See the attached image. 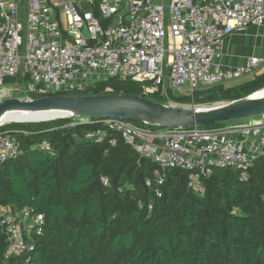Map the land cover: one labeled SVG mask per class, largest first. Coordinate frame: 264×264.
<instances>
[{"label":"built area","instance_id":"1","mask_svg":"<svg viewBox=\"0 0 264 264\" xmlns=\"http://www.w3.org/2000/svg\"><path fill=\"white\" fill-rule=\"evenodd\" d=\"M263 23L264 0H0V89L46 95L129 78L145 93L166 95L169 89L192 96L264 65V55L253 54L235 67L218 62L228 34ZM16 76L21 81L5 84L4 78ZM65 118L50 129L91 125L73 137L112 146L115 133L138 157L153 162L156 195L170 168L187 171V187L203 194V180L215 167L246 169L264 154V114L218 128L152 129L115 117ZM20 132L27 133L0 128V163L21 153ZM34 147L55 155L47 140ZM101 181L108 183L104 176ZM44 226L43 213L29 206L0 205L5 256L33 251V238Z\"/></svg>","mask_w":264,"mask_h":264},{"label":"trees","instance_id":"2","mask_svg":"<svg viewBox=\"0 0 264 264\" xmlns=\"http://www.w3.org/2000/svg\"><path fill=\"white\" fill-rule=\"evenodd\" d=\"M3 80L5 84L21 81L18 76ZM263 87L264 70L236 85L198 89L192 96L169 89L166 95L145 93L141 83L129 78H110L53 94L114 92L162 104H211L238 100ZM24 94L33 99L45 95ZM21 95L0 89V99ZM240 120L199 127L218 128ZM65 121L0 127L27 131L17 133L21 153L0 163V205L14 210L29 206L45 218L43 234L33 238L34 250L23 255L5 256L0 231V264H264V154L246 169L215 167L203 180V194L187 187V171L170 168L161 194L156 195L153 162L138 157L115 133L112 146L73 137L74 131L81 134L91 125L50 129ZM42 140L51 143L55 155L34 147Z\"/></svg>","mask_w":264,"mask_h":264},{"label":"water","instance_id":"3","mask_svg":"<svg viewBox=\"0 0 264 264\" xmlns=\"http://www.w3.org/2000/svg\"><path fill=\"white\" fill-rule=\"evenodd\" d=\"M263 89L264 87L238 100L219 101L209 106L191 105L189 107L162 104L142 96L114 92L80 95L46 94L34 99L11 96L0 100V126L3 125L6 114L21 111L55 114L52 119L47 120L67 116L115 117L162 128L193 127L263 115L264 93H257ZM47 120L10 121V123Z\"/></svg>","mask_w":264,"mask_h":264},{"label":"crops","instance_id":"4","mask_svg":"<svg viewBox=\"0 0 264 264\" xmlns=\"http://www.w3.org/2000/svg\"><path fill=\"white\" fill-rule=\"evenodd\" d=\"M221 51L222 55L218 62L227 67L242 64L248 55H264V23L259 26L249 25L244 31L228 34L222 44ZM232 81L223 85L228 86Z\"/></svg>","mask_w":264,"mask_h":264},{"label":"bare ground","instance_id":"5","mask_svg":"<svg viewBox=\"0 0 264 264\" xmlns=\"http://www.w3.org/2000/svg\"><path fill=\"white\" fill-rule=\"evenodd\" d=\"M257 93L263 94L264 89L261 91H258ZM54 116L55 114L40 113V112L27 113V112H21V111H14V112H9L8 114H6L3 125L8 122L10 123V121L47 120V119H52Z\"/></svg>","mask_w":264,"mask_h":264},{"label":"rangeland","instance_id":"6","mask_svg":"<svg viewBox=\"0 0 264 264\" xmlns=\"http://www.w3.org/2000/svg\"><path fill=\"white\" fill-rule=\"evenodd\" d=\"M60 21H61V23H63V21H64V17H63V15H60ZM65 24V22L63 23V25ZM264 70V65L260 68V69H258L256 72L258 73V72H260V71H263ZM254 75V74H253ZM253 75H245V76H242L241 78H238V79H235V80H233L231 83H230V85H235V84H237V83H240V82H243V81H246V80H248V79H250V78H252V76ZM22 95H21V98H26V94H24V93H22L21 91H19ZM18 92V93H19ZM172 92H174V91H172ZM255 92V91H254ZM175 94H178V95H184L185 96V94H183V92H175ZM4 98V97H3ZM217 102H219V101H217ZM213 103H215V102H213ZM213 103H211V104H213ZM166 104H171V105H175V106H184V107H188V106H190V104L191 103H179V102H173V101H168V102H166ZM210 103H206V104H195L196 106H201V105H204V106H209V105H211Z\"/></svg>","mask_w":264,"mask_h":264}]
</instances>
